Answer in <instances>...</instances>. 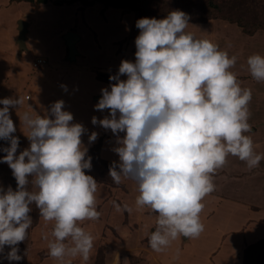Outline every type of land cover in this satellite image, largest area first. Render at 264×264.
I'll list each match as a JSON object with an SVG mask.
<instances>
[{
	"label": "clouds",
	"instance_id": "obj_1",
	"mask_svg": "<svg viewBox=\"0 0 264 264\" xmlns=\"http://www.w3.org/2000/svg\"><path fill=\"white\" fill-rule=\"evenodd\" d=\"M189 19L177 9L160 19L136 21L135 60H121L118 72L109 75L115 83L101 89L94 108L107 109L109 115L91 118L93 125L117 136L119 161L109 166L113 182L134 181L136 210L157 214L154 230L147 234L156 252L204 231L202 201L215 191L213 177L229 156L249 170L264 160L246 134L252 131V91L242 88L231 71L237 57L187 32ZM246 66L254 80L264 82V56L250 55ZM23 102L20 97L0 99V140L8 142L0 148L6 153L0 162L9 166L16 181V190L0 188V254L9 261L22 259L18 245L33 225L29 213L34 205L43 222L51 223L50 233L43 234L49 256L60 264L76 258L87 264L94 237L81 225L97 220L100 212L99 184L85 172L92 167L81 140L86 129L72 123L63 100L55 101L44 116L26 111L19 119L29 146L17 154L19 138L13 135L9 109ZM97 136L91 132L89 143ZM113 206L117 212L133 211L127 204L113 201Z\"/></svg>",
	"mask_w": 264,
	"mask_h": 264
},
{
	"label": "rangeland",
	"instance_id": "obj_2",
	"mask_svg": "<svg viewBox=\"0 0 264 264\" xmlns=\"http://www.w3.org/2000/svg\"><path fill=\"white\" fill-rule=\"evenodd\" d=\"M5 1H7L6 7L10 5L9 2H12V0ZM49 1L52 2L53 0ZM57 1L58 0H54V3L57 4ZM2 3H4V1ZM46 7L47 6L43 5V8ZM39 8H42V4H39ZM47 8H49V6ZM66 8H78L79 10H84L86 8L90 10L91 8V10H94V13H98V20L95 19L96 15L94 13L88 14L90 21H92L91 17L98 21L95 24L98 26L97 45L95 39L92 38L94 35L96 38L97 34L92 25H88L87 22L81 24L80 27L75 25V27L70 28V31H75L77 33L89 31L86 33L88 35L82 44L87 59V64H85L89 66L88 70L100 79L103 78L104 73L108 74V81L110 74L114 75L118 72L121 60H135L134 53L136 48L134 40L139 34V29L136 27V21L139 18L155 17L160 19L165 17L170 11L177 9L187 13L190 18L189 25L186 29L187 32L192 33L198 39H207L217 44L221 50L227 51L229 56L235 55L237 57L236 64L231 71L237 75L238 82L242 88L251 89L252 91V99L248 105L251 112L250 117L255 119L259 117V122H263L264 82H257L251 77L247 71L246 60L247 57L252 54H261L264 56V0H103L101 5L94 3L93 6L85 4L83 0H78ZM96 8L98 9L96 10ZM110 10H117L120 21L122 19V13L130 12L134 14V21H132L130 28L125 26L123 29L121 26L122 24L118 21L117 13ZM81 14L84 13L82 12ZM18 16L23 18L22 14L16 17ZM107 17H109V20ZM59 18L61 23V20L65 19V16H59ZM56 24L58 25L57 22H55V25ZM6 28L8 29V33L14 31L8 24ZM242 28L247 32L249 31L251 34L244 33ZM119 32H127V35L124 37L119 36L118 41H114L112 44V51L110 47L111 41L116 38V34ZM6 39H10L7 43L11 44L12 37L10 38L8 34H6L5 40ZM50 44L53 47L56 45L54 39ZM99 44H102L101 48H99ZM112 56L113 59H111ZM45 57L40 55L36 56V58L43 59ZM35 59L30 61L32 66L31 70L28 69V73H36L38 75L47 73L48 75L49 73L45 71L44 68H50L52 66L51 69L46 70H55L57 74H59V77H57L56 74L55 78L53 77L54 75H50L55 79L53 88H58L59 93L65 89L62 88L61 85L67 87L68 85L76 83V81L83 77V74L79 73V71L82 70L80 64H77V67H70V63H68L66 59V51L63 53L62 57V62L66 67L60 65L54 66L50 63L51 66L48 64L47 67H45L46 63H39L41 65L37 64L34 66L33 63ZM23 63L25 62L23 61ZM25 64L27 65V63ZM28 67L27 65V68ZM0 76H2V74ZM121 77L120 79H122ZM110 82L115 83V81ZM68 88L73 89L72 87ZM20 92L24 97L26 94L30 97L31 93L26 87H23ZM67 93L70 94L71 92L67 91ZM71 96L72 95H67L64 102L65 109H67V107L71 108L69 112L73 115V123L82 124L86 129L85 132H89V134L91 132H96L98 134L97 139L93 143H89L88 137L82 140V145L88 149L87 155L91 157L92 165L91 170H85V172L87 175H91L99 184V191L96 195L97 211L100 212V217L95 221H84L81 225L94 237V246L87 264L174 263L176 254V249H174V247H179L178 249H180L181 240L180 245L172 241L162 252H156L151 249L147 234H150L151 227L155 225L157 214L147 209L143 211L136 210L135 199L139 193L134 181L122 178L120 184H115L113 182L109 176V166L113 161H119L117 160L118 155L114 151V149L118 147L117 138L114 137L104 143V139L108 138H102L101 126L91 123V118L95 113L93 112L94 114H91L92 110L90 109H92V106L96 105V103H94L95 101L93 102L89 99V101L82 100V102H80V100L77 99L80 103L78 101L75 103L71 99ZM74 105H77L79 108L76 113L72 111ZM30 109L31 107L27 109V112H30ZM83 112L85 113L83 114ZM107 112V109L102 111L103 115L109 114ZM95 117L100 119L98 115ZM255 123L257 122L255 121ZM18 124L19 126H15L16 131L13 133V135L19 138L17 154L29 146V141L25 135L27 130H23L24 128L23 126L21 127V122ZM104 130L103 128V131ZM106 131H108V136L114 135L111 130ZM123 135V132L119 133V137H123ZM101 143H104L102 145L103 147ZM7 146V141L0 140V148ZM4 155H6V153L0 151V158ZM113 156H115V158ZM9 186L13 190H16L15 178L9 166L6 163L0 162V188L6 190ZM113 201L121 205V207L127 204L132 207L133 211L117 212L113 206ZM29 215L32 218L33 225L28 230L27 239L18 245V254L21 255L22 259L19 261H9L4 258L3 254H0V264H60L59 261L49 256L47 241L43 238V234L50 233L51 223L46 225L43 222L42 217L39 216V210L36 209L34 205ZM173 244H176V246H173V251H171ZM9 250L8 246H5L4 252L7 253ZM200 250L201 248H199V254ZM244 250L246 251V260L249 263H253L257 260L259 262H264V256H262L264 254H259L261 250H264V244L260 245L259 248L257 246L252 249L249 248L247 250L246 248ZM166 258H168V261H166ZM72 264H84V262L80 258H76L72 260Z\"/></svg>",
	"mask_w": 264,
	"mask_h": 264
},
{
	"label": "crops",
	"instance_id": "obj_3",
	"mask_svg": "<svg viewBox=\"0 0 264 264\" xmlns=\"http://www.w3.org/2000/svg\"><path fill=\"white\" fill-rule=\"evenodd\" d=\"M3 1L4 3H2ZM60 1L61 3L57 4L54 3V0L52 1L53 3L47 0L33 4L25 0H12L11 3L9 2L10 5L6 7L7 1L0 0V75L2 74L0 76V99L20 97L24 101L20 106L9 109L15 126H19L18 123L21 122L19 116L26 112L28 108L31 107L30 113L33 115L37 113L44 116L49 113L50 106L55 101H64L67 95H72L71 99L75 103H77V99L80 102L91 99V101H95L94 103L97 104L99 100L97 97L101 95V89L109 88L111 83L108 81V74L104 73L103 78L100 79L88 70L89 66L86 65L87 59L82 44L88 35L86 33L89 31H79L80 33L73 31L78 35L75 41L76 53L74 59L68 58V50L63 38V35L70 31V28L75 27V25L80 27L81 24L87 22L88 25H92L97 34L96 38L95 35L92 37L95 39L97 45L98 26L95 24L99 19L97 16L98 13H94V10H91V8L90 10L88 8L84 10L66 8L78 0L66 3L65 0ZM39 4H42V8H39ZM96 4L101 5L102 3L97 2ZM43 5L49 6V8H43ZM82 12L84 14H81ZM115 12L118 18L119 13L117 10ZM89 13H94L96 15L95 19L97 20L91 17L92 21H90L88 17ZM20 14L23 15V18L16 17ZM59 16H65V19H62L61 23ZM20 19L27 22V30L24 39L26 48L19 52V46L16 40L18 37L17 22ZM107 19L109 20V17ZM118 21L122 24L123 29L125 26L130 28L132 21H134V14L130 12L122 13V19L120 21L118 18ZM55 22L58 25H55ZM7 24L14 30L12 33L10 32L11 34L8 33V29L6 28ZM6 34H8V37H12L11 44L7 43L10 39L5 40ZM125 35H127V32H119L116 34V38L112 39L110 44L112 51L114 41H118L119 36L124 37ZM53 39L54 43H56L54 47L50 44ZM99 45V48H101L102 44ZM65 51L66 59L70 63V67H77V64H80L82 70L79 68L81 70L79 73L83 74L84 78L82 77L76 83L68 85L66 89L60 92L61 95L58 88H53L55 85L54 78L57 72L46 69H51V65L66 67L62 62ZM39 55L48 58H44L46 60L45 67L49 63L51 64H49L51 66L50 68H44L49 73L48 75L47 73L41 75L28 73V69L31 70L32 66L30 61ZM113 56L111 59H113ZM23 61L27 63L28 68ZM50 75H54V78ZM57 77H59V74H57ZM121 78L126 79V76H122ZM23 87H26L31 93L29 99H26L21 94L20 91ZM68 87H72L73 89ZM67 91L71 93L68 94ZM0 107H3V105L0 104ZM78 109L77 105H74L72 111L76 113ZM65 110L70 111L71 108L67 107ZM90 110H92L91 114L95 113L94 116L98 115L100 119L109 115H103L102 111L96 110L94 106ZM258 118L250 117L249 123L252 126V131L246 134L250 135L253 139L254 150L257 153L264 154V118H262V123L259 122ZM23 130L26 129L24 128ZM101 132L102 138H108L104 139V143L114 137L117 138L115 135L108 136V131H103V128ZM88 135L89 132H85L81 140L87 139ZM104 143H101V146ZM113 157L115 158V156ZM117 160H119V157H117ZM213 180L216 186L215 191L206 196L202 201L204 208L200 213V219L204 225V231L196 239L181 237L174 240L178 245H180L181 240V247L180 249H178L179 247H174L176 249L175 261L171 264H242L244 249L264 237V160H261L257 168L249 170L244 162L236 157L229 156L226 165L216 172ZM173 246H176V244L172 245L171 251H173ZM199 248H201L200 254ZM177 250H179L178 254ZM166 261H168V258H166Z\"/></svg>",
	"mask_w": 264,
	"mask_h": 264
},
{
	"label": "water",
	"instance_id": "obj_4",
	"mask_svg": "<svg viewBox=\"0 0 264 264\" xmlns=\"http://www.w3.org/2000/svg\"><path fill=\"white\" fill-rule=\"evenodd\" d=\"M18 37H17V44L19 46V52L22 51L23 49L26 48L24 44V39L26 37V30H27V22L25 20H18ZM63 38L66 42L67 46V52H68V58L69 59H74V55L76 53V48H75V41L78 38V35L73 32V31H68L63 35ZM106 77V75H105ZM101 95H99L97 98L99 99Z\"/></svg>",
	"mask_w": 264,
	"mask_h": 264
},
{
	"label": "trees",
	"instance_id": "obj_5",
	"mask_svg": "<svg viewBox=\"0 0 264 264\" xmlns=\"http://www.w3.org/2000/svg\"><path fill=\"white\" fill-rule=\"evenodd\" d=\"M25 1H28V2L33 3V4H38V3H40V2H45V1H47V0H25ZM71 1H73V0H65V2H71ZM83 1H84L85 4H87V5H93L94 3H97V2H99V3H103V0H83ZM57 3H61V1L58 0ZM238 25H239V24H238ZM239 26H241V25H239ZM242 31H243L244 33H246V34H251L249 31H248V32L245 31L244 28H242ZM97 144H99V143H97ZM98 147H99V146H98ZM154 226H155V225H154ZM154 226L151 228V231L154 230ZM151 231H150V232H151ZM262 244H264V237L261 238V239H259V240L256 241L255 243H252V244L248 245V246H247V250H248L249 248L252 249L253 247H257V246H258V248H259V246L262 245ZM245 253H246V251L244 250V251H243V254H242V255H243V263H242V264H264L263 261L259 262L258 260L255 261V262H253V263H249V262L246 260ZM259 254H260V255L264 254V250H261V251L259 252ZM262 256H264V255H262Z\"/></svg>",
	"mask_w": 264,
	"mask_h": 264
},
{
	"label": "built area",
	"instance_id": "obj_6",
	"mask_svg": "<svg viewBox=\"0 0 264 264\" xmlns=\"http://www.w3.org/2000/svg\"><path fill=\"white\" fill-rule=\"evenodd\" d=\"M45 62H46L45 59H43V58H37L36 61H35V63H34V65L36 66V65L39 64V63H45ZM25 98L28 99V98H29V95L26 94V95H25Z\"/></svg>",
	"mask_w": 264,
	"mask_h": 264
}]
</instances>
